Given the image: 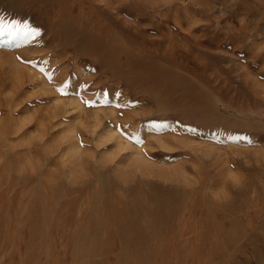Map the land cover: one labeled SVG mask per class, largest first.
<instances>
[{
	"label": "rangeland",
	"instance_id": "rangeland-1",
	"mask_svg": "<svg viewBox=\"0 0 264 264\" xmlns=\"http://www.w3.org/2000/svg\"><path fill=\"white\" fill-rule=\"evenodd\" d=\"M43 1L0 0V264H264V0Z\"/></svg>",
	"mask_w": 264,
	"mask_h": 264
},
{
	"label": "bare ground",
	"instance_id": "bare-ground-1",
	"mask_svg": "<svg viewBox=\"0 0 264 264\" xmlns=\"http://www.w3.org/2000/svg\"><path fill=\"white\" fill-rule=\"evenodd\" d=\"M17 1V3L20 5V8H21V6H23V4H25L26 5V7H29V5H33V4H35L36 2H37V0H16ZM47 1V0H46ZM63 1V0H62ZM62 1H61V3H62ZM74 1V0H73ZM42 2L44 3V1L42 0ZM59 2V1H58ZM72 2V1H71ZM56 3V2H55ZM74 3H77L78 4V2L76 1V2H74ZM42 4V3H41ZM40 4V5H41ZM67 4H69V3H67ZM71 4V3H70ZM12 5H14V4H12ZM55 5H57V3L56 4H54V6ZM73 5V4H72ZM11 6V5H10ZM48 6V5H47ZM25 7V8H26ZM32 7V6H31ZM41 8H42V5L40 6ZM76 7V6H75ZM15 8V7H14ZM25 8H23L24 10H25ZM40 8V9H41ZM69 8V7H68ZM29 8H27L26 10H28ZM23 10V11H24ZM25 10V11H26ZM42 10H44V6H43V9ZM83 10V9H82ZM13 12V11H12ZM84 12V11H83ZM86 12V11H85ZM71 13V12H70ZM78 13H80L79 11H78ZM77 13V14H78ZM88 13V12H87ZM9 14V13H8ZM11 14V13H10ZM34 14V16H35V13H33ZM31 15V14H30ZM29 15V16H30ZM66 15V14H65ZM79 16H80V14H78ZM77 15V16H78ZM83 15H84V13H83ZM87 15V14H86ZM33 15H31V18L32 17H34ZM62 16H63V14H62ZM67 16V15H66ZM69 17H70V15H69ZM28 18V17H27ZM64 18H65V16H64ZM76 18V17H75ZM79 17H77V19H78ZM82 17L80 16V19H81ZM73 19V18H72ZM76 19V21H78ZM30 21H31V19H29ZM61 20V19H60ZM70 20V19H69ZM85 20V19H84ZM20 21H22V20H20ZM23 21L25 22V20L23 19ZM38 21V20H37ZM75 21V22H76ZM92 21V20H91ZM96 21V20H95ZM24 22H23V25H24ZM81 22V21H80ZM22 23V22H21ZM26 23V22H25ZM28 23V22H27ZM34 23V22H33ZM67 23V22H66ZM79 23V22H78ZM63 24H64V22H63ZM63 24H61L62 25V29H67L68 27L66 26V25H63ZM74 24V23H73ZM80 24V23H79ZM34 24H32V26H33ZM27 26V25H26ZM82 26V25H81ZM53 27V26H52ZM77 30V29H76ZM60 31V30H59ZM55 33V32H54ZM62 33H60V35H61ZM41 36V35H40ZM54 36V35H53ZM77 36H78V34H77ZM81 36V39H83V38H85L84 37V35H80ZM43 37V36H42ZM60 38V37H59ZM58 38V39H59ZM88 40L90 41V49L92 50L93 49V51H95V52H97L98 53V55L100 56H98L99 57V59H100V61L98 62V63H96V66L97 67H104L105 69H107V70H109V72L110 73H132V71H133V62H129V61H127L126 59H125V56L123 55V52H121V51H123L122 49H120L118 46H115L114 47V45L112 46H108V45H106L107 43H104V42H102V39L101 38H99V37H95V36H92V35H88ZM105 40V39H104ZM57 41V40H56ZM109 44V43H108ZM125 52V51H124ZM86 61V60H85ZM91 62V61H90ZM90 62H88L87 64H89ZM86 63V62H85ZM88 66V65H87ZM89 66H92L91 64H89ZM94 67H95V65H94ZM93 67V68H94ZM96 67V68H97ZM100 69V68H99ZM98 69V70H99ZM144 69V68H143ZM96 71V70H95ZM103 72V71H102ZM107 72V71H106ZM150 73V72H149ZM106 74V73H105ZM161 81V79H159L157 82L159 83ZM164 82V81H163ZM165 83H163V84H159L160 86H163ZM156 86H158V85H156ZM175 87L176 86H170L169 84H167L166 85V87H165V89H163V90H165L164 92H166V93H168L170 96L172 95V91L173 90H175ZM179 91H180V89H179ZM180 92H181V94H180ZM179 93H178V95H177V97H176V100L178 101V102H180L181 101V99L182 98H189V100H191L192 102H193V104L194 105H197V104H199L200 102H201V97L199 96V95H196L190 88H183V90H181ZM184 95V96H183ZM179 98H180V101H179ZM191 101H189V102H191ZM170 102H171V107H175V106H178L179 104H177L178 102H176L175 100H173V98L170 100ZM188 102V103H189ZM174 103V104H173ZM180 109V111L182 112V113H184L183 115H180V116H177V115H174V114H165V116L166 117H169V118H176V119H178L179 121H182V119H187L189 122H191V123H196V124H198L199 126H203L204 124H206V125H210V123H212V119H208V118H206L205 119V116H204V111H205V107L203 106V105H199V107L198 108H196L195 110H185V109H182V108H179ZM180 112V113H181ZM183 116V117H182ZM204 118V119H203ZM171 120V119H170ZM174 120V119H173ZM209 125H208V127H209ZM138 159V158H137ZM140 162V161H139Z\"/></svg>",
	"mask_w": 264,
	"mask_h": 264
},
{
	"label": "snow or ice",
	"instance_id": "snow-or-ice-1",
	"mask_svg": "<svg viewBox=\"0 0 264 264\" xmlns=\"http://www.w3.org/2000/svg\"><path fill=\"white\" fill-rule=\"evenodd\" d=\"M31 34H36L37 30L36 29H29Z\"/></svg>",
	"mask_w": 264,
	"mask_h": 264
}]
</instances>
